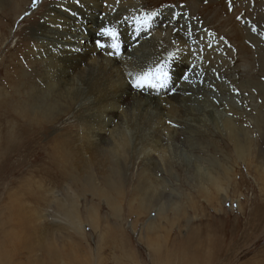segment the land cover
<instances>
[{
	"label": "bare ground",
	"instance_id": "obj_1",
	"mask_svg": "<svg viewBox=\"0 0 264 264\" xmlns=\"http://www.w3.org/2000/svg\"><path fill=\"white\" fill-rule=\"evenodd\" d=\"M63 1L67 4L66 7L59 6L49 10L46 12L43 22L38 27L35 26L38 38H25L22 44H19L18 49L16 48L17 52L10 55L8 61L6 60L7 64L3 67L0 78V160L13 161L12 168H14V175L18 179L16 186H18L17 196H19V198L8 197L7 201L5 199L6 204L0 209V264H35L34 256L29 249L41 252L39 249L44 247L41 240H43L46 225L40 222L41 218L45 217L40 215L39 210L49 207L53 203V199L41 197L45 191V195L48 196V191L35 182V179L41 181L42 184L48 182L55 185L60 179H64L70 184L74 176L79 175L80 184L78 188L73 189L74 193L82 196L84 192L90 190L92 199L104 202L105 206L107 205L117 213L116 218L124 220L125 217H128V213L130 215L132 208L135 210L136 217H141L146 213L150 215V208L157 200L155 193L158 192V187L162 186L164 180H159L161 179L160 174L168 172L172 176L171 173L174 174V171L181 168L178 163L179 156L169 154L174 147L175 150L179 147L172 144L174 141L172 143L167 141L169 138L174 140L188 135V133H184L188 125L186 120L176 121V117L181 120L187 116L195 117L193 122L201 126H193L195 128L193 132L200 134L201 140L199 141L204 146L198 150L203 155H208L207 159H214L220 164L214 162L210 164L209 161V163L206 162L207 160L204 161L207 166L199 170L204 177L200 186L202 188L206 185L219 190L222 183L224 186V178L233 170L232 166L226 165L224 152L233 154L236 159L242 158L256 142L248 137L245 129L238 123L245 116L252 115V123L249 127L258 128L262 123L261 118L264 116V104L260 110L255 105L243 110H235L232 107L233 119H224L221 126L229 133L227 136L221 137L220 143L217 135L215 137L210 135L213 133L211 130L208 129L203 133L200 131L202 127L209 128L206 125L214 117V111L201 107L199 109L200 116L188 115L189 110L191 111L190 106L185 102L183 104L181 100H189L186 99V95L193 92H190L191 84L209 88L206 80L208 78L206 68L208 67L205 66L209 57L206 60H200L197 53L191 52L195 46L194 38L197 33L194 31L192 23V25L190 22L186 24L187 19L179 10L174 13H171L172 10L158 14L161 20L162 17H165L164 23L175 28L171 30L174 32L172 41L177 40L176 37L179 33L182 39L178 40L184 42V50L188 49V53L180 50L176 54L168 56V54L157 53V51L167 52L169 50V44L166 41L157 40L156 37H159L160 33L156 36L147 35L149 29V32L152 31L153 24L158 26L160 20L153 21V15L147 24H137V20L146 16H142L139 6L137 8L128 5L131 0H115L116 3L122 1L120 8L112 7V3L109 6H99L100 4L95 2L96 0ZM258 1L194 0V2H189V5L191 8L192 6L201 8L203 13L208 15L213 14L220 18L228 17L235 27L233 42L239 43L240 41V44H243L249 39L250 33H242L239 24L242 18L238 14L244 13L249 17L245 19L247 28L253 32L255 30L253 25L257 20ZM27 2L28 0H0V13L6 15L3 22H5L7 30L2 31L0 28L1 37H4L12 27L10 23H14L19 18ZM192 3L194 4L192 5ZM104 7L106 13L103 18L96 16V12H101ZM231 7L233 8L230 9ZM228 8L231 10L230 14L227 11ZM232 14L233 17H231ZM38 16V13L31 14L25 20L27 23H33ZM86 20H90L92 23L89 32L79 37L82 39L79 42L74 41V39H78V34L84 29ZM57 21L58 24H56ZM55 26L59 29L55 30L53 28ZM104 29H110L116 33L114 40L117 42L116 48L117 45L121 46L117 50H128L127 55L122 56L123 59L120 61L110 57L116 51L113 52L114 49H111L110 44L113 41L110 36L102 34ZM137 32H140L141 40H138L135 45L134 39L138 36ZM86 39L88 41H85ZM40 43L42 44L41 53L31 55L25 51L26 48ZM102 44L105 45V49L102 48ZM154 49L157 50L154 51ZM244 49L251 56L248 48ZM228 56L230 57V55ZM249 60V66L252 69H257L256 61L252 58ZM172 61L174 63L172 67L181 74L179 85L174 84L172 90L165 89L161 94H158L159 91L152 86L148 87L152 88L153 92L147 90L148 93H145L146 87L137 86V81L142 82L141 78L146 73L149 74L147 79L151 77L149 79L151 81L154 77L153 73L159 74L161 71L157 70H161V67L167 66V64L172 65ZM161 62L165 64L162 66ZM164 70L165 68L162 69V71ZM184 74L185 77H183ZM160 84H162L161 81ZM198 89L200 88L196 90ZM251 98L253 103L261 100L264 102V89H257ZM215 99L217 102H214L215 104L211 102L210 105L213 109L217 110L226 105L222 97ZM194 109H192V113L195 111ZM201 121L204 124H200ZM111 126H113V131H108V127ZM150 131L153 132L150 134ZM165 134L168 135L167 140ZM179 140L178 142H180ZM227 140L233 143L231 150ZM190 148L192 149L187 155L195 154L194 147ZM152 149L157 153L160 151V161L154 160V157L151 156ZM204 151L205 153H203ZM137 153L143 155L140 157L144 162H140L141 168L137 169L135 179L132 181V179H127V175L134 170L132 165ZM32 156L36 159L33 169L35 176L33 177L29 175L31 170H27L25 163V160ZM253 157L251 155L252 159ZM190 161L191 159L187 160L184 167L182 166L183 169L189 171L188 169L195 165ZM64 174H67L66 178L60 176ZM97 177L102 178L104 187L102 190L93 187ZM126 183H129V186L122 191V186H125ZM167 186L171 188L169 184ZM161 189L158 193L160 195L164 191V188ZM28 206L32 207L34 211H30L31 208ZM123 207V213L126 216L118 217ZM59 208L60 210L55 208L56 217L61 220L67 219L75 233L81 234L84 225L80 224V211H78L76 197L68 198L67 201L59 204ZM88 212L94 216L96 209L94 206H90ZM164 216L162 213H157L151 220H160ZM145 224L146 230L152 232L150 221ZM91 225L94 229L95 220L91 221ZM116 227L117 230H112L104 243L109 244V250L118 255L117 259L122 264L129 262L134 264V259H130L131 252L125 241V233L119 225ZM197 241H200L198 248L190 246L187 250L173 251L177 264H230L236 260L234 259L236 256L228 251L218 256H213L215 255L213 254L203 257L205 250L202 248L205 242L199 239ZM67 257V251H64L62 246H58L54 250H49L46 247V250L37 257V263L59 264ZM218 258L222 261L218 262ZM254 259L255 257L251 256L244 260V264H251ZM249 260L252 261L247 263ZM236 261L238 264H243V261L242 263H239L238 259ZM72 264H82V262L78 258ZM85 264L99 263L87 259ZM258 264H264V260Z\"/></svg>",
	"mask_w": 264,
	"mask_h": 264
},
{
	"label": "rangeland",
	"instance_id": "obj_2",
	"mask_svg": "<svg viewBox=\"0 0 264 264\" xmlns=\"http://www.w3.org/2000/svg\"><path fill=\"white\" fill-rule=\"evenodd\" d=\"M207 1L215 2V0ZM95 2L100 4L99 6H109L112 3V7L114 8L122 7V1L116 3L115 0H96ZM189 2H194V0H131L128 5L137 8L139 6L142 16L154 13L155 15L152 20H160L158 26H154L153 24L151 32H149L150 29L147 31L148 36H156V34L160 33V36L156 37L157 40H164L169 44V50L167 52L163 50L157 51L158 54H168V56H172L173 54H176V52L184 50V42L178 40L179 38L182 39V36L178 33V36L176 37L177 40L173 42L172 35L174 32L171 30H174L175 28L173 29L169 24L164 23L165 17H162L161 20L158 14H164L165 12L172 10L173 12L171 13H174V11L179 10L185 15L187 19L186 24L189 22L190 25L193 24L197 36L194 38L195 46L191 52L193 54L197 53L200 60H206L207 57H209L205 62V66L208 67L206 68V70H208L206 73L208 78L206 80L209 88L197 84H191L190 92H193L192 94L190 93L189 95H186V99H189L190 101H184V99L181 101L183 104L185 102L187 103L186 105L190 106L189 109H191V111L189 110L188 115L193 114L200 116L199 109L201 107L206 110L212 109L214 111V117H212L210 122L208 121V124L206 125L209 128L202 127L200 131L203 133V131H207L208 129L211 130L214 134L211 133L210 135L212 137L217 135L218 142L220 143L222 140L221 137L223 138L229 133V131H225L221 126L224 119H233L234 112L231 109L232 107L235 108V110H243L248 109L249 106L255 105L257 109L260 110L264 104L262 100L253 103L251 98L252 94L256 92L257 89H264V0L258 1L257 20L256 24L253 25L255 28L253 32L251 29L247 28V21L245 19L249 17L244 13L242 15L238 14L240 18H242L239 22L242 33H250L249 39H247L246 43L243 42L245 46L240 44V41L239 43L233 42L235 27L228 17L220 18L213 16V14H205L199 7L192 6L191 8ZM43 3L44 5H42ZM193 4L194 3H192V5ZM66 5L67 4L64 3L63 0H35V3L33 0H28L26 7L20 13L19 18L16 19L14 23H10V26L12 25V27L8 30L6 35L4 37H1L0 35V78L2 77V70L7 64L8 58L10 55L17 52L18 47L22 44L25 38L36 39L37 35L35 26L38 27L43 22L46 12L53 8L56 9L59 6L66 7ZM124 6L126 7V5H123V7ZM232 8L233 7L230 9ZM230 9L228 8L227 10L229 14L231 13ZM36 13H38L39 16L34 22L27 23L25 19H28L31 14ZM104 13H106L105 7L104 10L101 9V12H96V16L103 18ZM2 15L3 14L0 13V28L4 31L6 29L5 22L3 21L6 15ZM231 17H233V14ZM233 19L235 20V16ZM90 20L85 21L84 29L78 34V39H74V41L79 42V40H82L79 39V37L85 35L86 32H89V28L92 25ZM56 24H58V21ZM53 28L55 30L59 29L57 26ZM137 33L138 36L134 39L135 45L138 40H141L140 32ZM110 39L113 41L110 44L112 46L111 49H114L113 52L116 51L115 53H112L113 55L110 57H114L120 61L123 59L122 56L127 55L126 53L128 50H117V48L121 46L117 45L116 48L117 42H114L111 37ZM85 41L88 40L86 39ZM101 46L102 48L105 47L104 44ZM245 47L248 48L251 56L246 53L244 49ZM156 50L154 49V51ZM25 51L31 55H37L42 52V44L40 43L28 47ZM183 52L188 53V49ZM228 55H230V57ZM250 58L256 61L258 66L257 69H252L251 66H249ZM164 64L165 63H162L161 65L163 66ZM172 66H174V63L172 65L167 64V66L165 65L161 67V72L159 74L153 73L154 77L151 81H149L151 77H149V79H142V87H146L145 93H148L147 90L153 92L152 88H149L150 86L157 89L159 91L158 94H161L165 89L170 88V90H172V85H179L181 74H179V71ZM164 68L165 70L162 71ZM164 73H167L166 80L163 77ZM183 77H185V74ZM160 81L162 84H160ZM155 82L156 85H154ZM193 86H196L195 89ZM197 88L200 89L196 90ZM216 97H222L223 102L226 104V108L223 106L222 108L215 110L210 106L211 102H217L215 99ZM183 104H181L182 107H184ZM192 109L195 110L193 113ZM193 118L195 117L191 118V116H187L182 120L179 119V117H176L175 119L176 121L186 120V123L188 124L186 127L187 130H184V133H188V135L185 136L186 138L182 136V138H176L177 140L170 138L167 140L166 138L168 135L165 134V139L168 143L174 141L172 144L179 147L176 148V150L174 147L172 151H170V148L169 154H174L177 157L179 156L178 163H180L181 168L174 171L175 175L171 173L172 176L168 172H162L160 174L161 179L159 180H164L162 181V186L158 187V192L155 193L157 200L156 203H154V206L150 208V215L146 213L141 217H136L135 210L132 208L130 215L128 213V217H123L124 220L122 218H116L117 213L113 212L107 205L105 206L104 202L92 199V192L90 190L84 192L82 196H78V194L74 193L73 189L75 190L78 188L80 184L79 175H75L70 184L64 179H60L56 185L48 182L42 184L41 181L35 179V182H38L48 191V196L45 195V191L41 197L53 199V203H51L49 207L39 210L40 215L45 217L44 219L41 218L40 223H45L46 231L43 234V240H41L44 243V247L39 249L41 252L38 250L34 252L29 249L34 256L35 264H38L37 257L42 251L46 250V247L49 250H54L58 246H62L63 250L67 251L68 254L67 259L62 260L59 264H72V262L78 258L82 264H85L87 259L99 264H122L117 259L118 255L109 250V244L107 242L104 243L107 238H109L110 232L112 230H117V225H119L125 233V241L128 250L131 252L130 259H134V264H177V260L175 261L174 259L173 251L180 249L187 250L190 246L198 248V244L200 243V241H197L198 239L205 242L202 248V250H205L203 257H206L205 255L212 256L213 254H215L213 256H218L223 252L228 251L229 253L234 254L233 256H236L234 259H238L239 263H242L243 261L244 264V260H247V258L251 256L255 257L251 264H258L261 260H264V116H262V123L258 128L249 127L252 123V115L245 116L243 120L238 123V125H241L243 129H245L248 137L256 142L250 151L248 153L246 152L242 158L236 159L233 154L226 151L224 152V159L227 161L226 165L229 167L232 166L233 172L230 171L227 174L228 176H226L223 181L225 187L222 183L219 190L210 188L206 185L202 188L200 186V182L204 177L200 174L201 171L199 170H202L207 166V163L204 161L207 160L206 162L209 161L210 164L213 162L220 164V162H216L214 159H207L208 155H203L199 152L198 149H201L204 146L202 142L199 141L201 140V137L199 136L200 134H195V131L193 132V130H195L194 127L201 126L198 123H194ZM200 124L204 123L201 121ZM238 125L236 124L237 127H239ZM112 127L113 126L108 127V131H113ZM134 132L135 130L133 133ZM151 132L153 131H150L149 133L151 134ZM178 140L180 142H178ZM226 142L227 144L229 143L228 145L231 150L233 143L229 140ZM192 146L195 149H193L195 154L189 153L191 156L189 154L187 155L192 149L190 148ZM203 153H205V151ZM150 154L154 157V160L156 159V161H160V151L157 153L152 149ZM251 155L252 157L254 156L253 159L251 158ZM140 156L143 155L140 153L135 154V161L132 165L134 170H132L131 174L127 175V179H132V181L135 179L136 171L137 169L140 170L142 165L140 162H144L141 160L142 157ZM184 157L191 159V163H195V169L194 166L190 167L188 169L189 171L183 169L188 160L187 158L184 159ZM211 157L213 158V156ZM27 159L25 160L28 168L27 170H31L29 171V175L33 177L35 176V174H33V169L35 167L36 159L33 156ZM199 159L201 160L199 161ZM159 164L161 165V163ZM12 167L13 161L0 160V209L6 204L5 199L7 201L8 197L19 198V196H17L18 186H16L18 179L17 176L14 175V168ZM60 176L66 178L67 174ZM167 184H169L171 188L168 187ZM128 186L129 183H126L125 186H122L121 190H126ZM93 187L99 190L104 189L101 177L96 178ZM161 188H164V191L161 193L162 195L158 194L160 190H162ZM70 197L71 199L76 197L78 211H80V224L84 225L81 234L75 233L74 228L69 226L67 219L64 218V220H61L56 217L57 214L55 213V208L60 210L59 204L64 203ZM90 206H94V209H96V214L94 216L88 212ZM29 208H31L30 211H34L32 207ZM156 209L157 211H155ZM123 212L124 207L120 210L118 217H122V215L126 216ZM157 213L165 215L164 218L160 220H151V218L154 219L153 215ZM92 220H95L94 229L91 225ZM147 221H150L152 224V232L146 230L145 223ZM240 254L244 257L238 256ZM219 259L220 258L217 260ZM236 260L230 264H238ZM221 261L222 260H219L218 262ZM251 261L252 260H249L247 263ZM128 264H130V262Z\"/></svg>",
	"mask_w": 264,
	"mask_h": 264
},
{
	"label": "snow or ice",
	"instance_id": "obj_3",
	"mask_svg": "<svg viewBox=\"0 0 264 264\" xmlns=\"http://www.w3.org/2000/svg\"><path fill=\"white\" fill-rule=\"evenodd\" d=\"M33 2L35 3V0H33ZM153 15H155V14L154 13L153 14H149L146 17H144V18H142L140 20H137V24H140V25L147 24L148 21L151 20V18H152ZM102 34L110 36L113 40L116 39V33L114 31L110 30V29H104V30H102ZM98 46H100V45L98 44ZM157 71L160 72L161 70L158 69ZM148 75L149 74L146 73L144 75V77H142L141 79H147ZM163 77L166 80L167 79V73H164L163 74ZM157 78H159V77H157ZM137 86H139V87H142L143 86V84L141 83L140 80L137 81Z\"/></svg>",
	"mask_w": 264,
	"mask_h": 264
}]
</instances>
